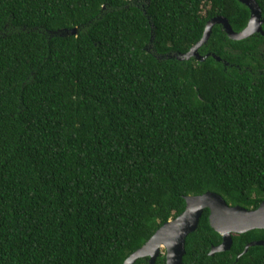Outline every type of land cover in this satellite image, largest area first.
Returning a JSON list of instances; mask_svg holds the SVG:
<instances>
[{
	"label": "trees",
	"instance_id": "trees-1",
	"mask_svg": "<svg viewBox=\"0 0 264 264\" xmlns=\"http://www.w3.org/2000/svg\"><path fill=\"white\" fill-rule=\"evenodd\" d=\"M249 16L237 0H0V264H123L186 196L258 208L264 36L215 25L204 61L176 58L211 19L238 33ZM208 216L182 264H264L261 246L236 259L264 230L210 256Z\"/></svg>",
	"mask_w": 264,
	"mask_h": 264
},
{
	"label": "water",
	"instance_id": "water-1",
	"mask_svg": "<svg viewBox=\"0 0 264 264\" xmlns=\"http://www.w3.org/2000/svg\"><path fill=\"white\" fill-rule=\"evenodd\" d=\"M237 1L246 6L250 12L248 23L242 31L234 32L228 20L224 17L213 18L205 25L202 38L186 54L179 55L176 58L183 61L194 57L198 61H204L208 55L201 57L198 49L207 42L215 25H220L225 34L234 41L247 39L254 34L264 36L262 31L264 20L256 0ZM59 33L61 36L66 34L73 35L76 34V29ZM215 59L219 61V58ZM204 210L209 212L210 227L222 239L219 246L211 247L210 256L230 251L233 244V235L245 234L253 230H264V201L260 203L258 208L248 210L240 206L228 205L220 195L213 192H206L198 196H186L184 211L174 219L165 222L123 264H135L139 259L144 258H148V264H155L162 250L165 252V264H182L185 255L186 238L197 230ZM256 246L264 247V241L250 242L236 259L238 260L250 248Z\"/></svg>",
	"mask_w": 264,
	"mask_h": 264
},
{
	"label": "rangeland",
	"instance_id": "rangeland-1",
	"mask_svg": "<svg viewBox=\"0 0 264 264\" xmlns=\"http://www.w3.org/2000/svg\"><path fill=\"white\" fill-rule=\"evenodd\" d=\"M164 254H165V252H164V250H162V251H161V255H164Z\"/></svg>",
	"mask_w": 264,
	"mask_h": 264
}]
</instances>
